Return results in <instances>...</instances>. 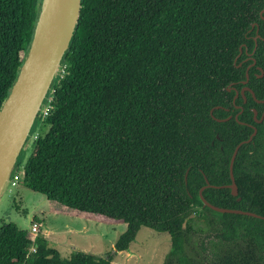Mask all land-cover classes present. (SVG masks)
<instances>
[{
  "label": "trees",
  "instance_id": "trees-1",
  "mask_svg": "<svg viewBox=\"0 0 264 264\" xmlns=\"http://www.w3.org/2000/svg\"><path fill=\"white\" fill-rule=\"evenodd\" d=\"M39 3L0 0V108ZM262 9L264 0H82L48 114L32 135L46 132L13 175L55 213L125 224L116 252L146 227L170 236L163 264H264V220L218 213L199 197L208 182L215 187L202 196L211 205L264 217V120L254 123L249 110L262 105L248 97L235 119L227 91L244 79L235 58ZM249 75L264 100V76ZM247 124L257 133L237 152L234 197L229 164L253 133ZM114 256L63 259L43 236L0 224V264H110Z\"/></svg>",
  "mask_w": 264,
  "mask_h": 264
},
{
  "label": "water",
  "instance_id": "water-1",
  "mask_svg": "<svg viewBox=\"0 0 264 264\" xmlns=\"http://www.w3.org/2000/svg\"><path fill=\"white\" fill-rule=\"evenodd\" d=\"M81 3L82 0H40L30 45L0 108V201L27 143L32 140L33 128L60 74L63 59L78 26ZM253 112L256 115V111ZM255 134L256 130L247 141L241 142L230 159L231 183L226 187L234 197L238 195V189L233 176V164L240 146L249 143ZM207 187L215 186L207 182L199 191V197L206 207L222 214L246 215L264 220V217L254 213L211 205L202 196V191Z\"/></svg>",
  "mask_w": 264,
  "mask_h": 264
},
{
  "label": "rangeland",
  "instance_id": "rangeland-1",
  "mask_svg": "<svg viewBox=\"0 0 264 264\" xmlns=\"http://www.w3.org/2000/svg\"><path fill=\"white\" fill-rule=\"evenodd\" d=\"M45 132L46 128L38 126L24 149L21 167L32 152L35 137ZM31 221L40 224L37 234L46 238L49 246L63 259L76 252L106 258L114 251L110 264H163L171 246L167 233L142 227L126 251L116 252L114 247L126 230L125 224L108 225L76 217L71 212L55 213L43 195L32 192L18 181V185L7 190L0 201V224L11 222L21 230L30 231Z\"/></svg>",
  "mask_w": 264,
  "mask_h": 264
},
{
  "label": "flooded vegetation",
  "instance_id": "flooded-vegetation-1",
  "mask_svg": "<svg viewBox=\"0 0 264 264\" xmlns=\"http://www.w3.org/2000/svg\"><path fill=\"white\" fill-rule=\"evenodd\" d=\"M264 9L260 11L259 22H254L251 24L250 29L247 31L246 42L240 45L238 55L235 58V62H239L237 67L244 68V79H240L232 83L227 91L233 92L232 98V114L234 118L237 119L239 116L243 115L244 105L248 102V97H250L256 104L262 105V111L259 113L255 108L250 107L249 110L252 112V120L254 123L261 124L264 120V100L257 99L255 94L249 84L251 72L253 78L261 79L264 76V69L259 64H264ZM229 112V109H225ZM256 111V115L254 112ZM263 116V118H261ZM231 115L228 116V120L231 119ZM227 119V118H226ZM252 128L253 132L257 129L247 124ZM252 135V134H251ZM250 135V136H251ZM256 135V134H255Z\"/></svg>",
  "mask_w": 264,
  "mask_h": 264
},
{
  "label": "built area",
  "instance_id": "built-area-1",
  "mask_svg": "<svg viewBox=\"0 0 264 264\" xmlns=\"http://www.w3.org/2000/svg\"><path fill=\"white\" fill-rule=\"evenodd\" d=\"M47 114H48V107H47V104H46L44 109H43V111H42L41 118L47 116ZM35 139H36V137H35ZM18 181H19V176L18 175H13L11 181L9 182V186H8L7 190L10 191L11 189L15 188L18 185ZM39 228H40V224L38 222L31 221L30 233L32 235H36L38 233V231H39ZM32 251H34V249H32Z\"/></svg>",
  "mask_w": 264,
  "mask_h": 264
},
{
  "label": "crops",
  "instance_id": "crops-1",
  "mask_svg": "<svg viewBox=\"0 0 264 264\" xmlns=\"http://www.w3.org/2000/svg\"><path fill=\"white\" fill-rule=\"evenodd\" d=\"M35 221L39 220L38 218H33Z\"/></svg>",
  "mask_w": 264,
  "mask_h": 264
}]
</instances>
